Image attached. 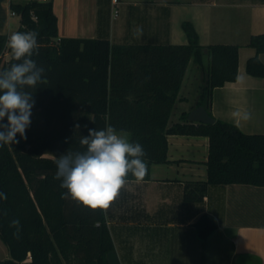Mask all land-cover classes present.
<instances>
[{"label": "trees", "instance_id": "trees-1", "mask_svg": "<svg viewBox=\"0 0 264 264\" xmlns=\"http://www.w3.org/2000/svg\"><path fill=\"white\" fill-rule=\"evenodd\" d=\"M11 9L20 15L17 31L39 33L38 54L31 58L45 73L42 84L27 89L35 100L27 139L17 134L19 143L0 147V192L7 195L0 199V239L10 254L0 264H114L105 210L62 198L67 190L54 179L56 159L68 151L86 150L80 140L89 129L111 125L117 133H128L129 142L142 144L148 165L142 181L151 180L153 164L169 162L168 136L187 135L209 139L203 191L207 185L264 187V135L245 134L215 119L211 111L214 90L237 81L240 46H203L188 20L182 23L186 45L118 46L106 39L61 38L52 1L19 2ZM6 41L0 35V49ZM249 46L257 52L246 71L263 78L259 55L264 54V34L252 36ZM15 62L13 55L8 65L0 61V70ZM191 62L203 73L195 108L203 105L216 121L192 123L185 115L183 123L170 126ZM126 180L137 181L131 174ZM13 219L20 221L18 233L10 226ZM194 226L201 239L217 229L208 215Z\"/></svg>", "mask_w": 264, "mask_h": 264}, {"label": "crops", "instance_id": "crops-1", "mask_svg": "<svg viewBox=\"0 0 264 264\" xmlns=\"http://www.w3.org/2000/svg\"><path fill=\"white\" fill-rule=\"evenodd\" d=\"M52 3L61 38L106 39L118 46L186 45L182 23L188 20L201 45L240 46L237 81L214 90L211 111L215 119L236 125L245 134L264 135V77L246 71L257 52L249 46L250 39L264 34V0H119L117 6L113 0ZM12 18L11 0H0V35L6 38ZM138 28L142 33L136 35ZM259 58L264 63V54ZM203 62L207 68L208 54ZM202 74L198 65L189 64L170 126L183 123L195 109ZM237 111L249 113L250 119L234 117ZM167 139L169 162L153 164L151 180H126L105 210L115 246L110 260L114 264H264V187L207 185L203 191L209 139L187 135ZM202 215L217 225L206 239L194 226Z\"/></svg>", "mask_w": 264, "mask_h": 264}, {"label": "clouds", "instance_id": "clouds-1", "mask_svg": "<svg viewBox=\"0 0 264 264\" xmlns=\"http://www.w3.org/2000/svg\"><path fill=\"white\" fill-rule=\"evenodd\" d=\"M141 33L142 29H136V35ZM38 35L35 30L17 31L8 38V47L17 62L0 70V147L19 143L17 134L27 139L26 130L31 124L35 104L33 93L27 89L42 84L45 73L44 67L31 58L34 53L38 54ZM233 116L250 119L247 112L241 115L237 111ZM5 119L7 123H3ZM80 144L86 150L68 151L55 161L54 179L60 180L59 186L67 190L62 194L64 199L70 198L91 210H107L119 196L129 174L137 181L147 175L143 145L129 142L111 125L89 129L88 135L81 137ZM0 199L6 200L7 195L0 192ZM10 226L18 233L20 221L13 219Z\"/></svg>", "mask_w": 264, "mask_h": 264}, {"label": "built area", "instance_id": "built-area-1", "mask_svg": "<svg viewBox=\"0 0 264 264\" xmlns=\"http://www.w3.org/2000/svg\"><path fill=\"white\" fill-rule=\"evenodd\" d=\"M33 1L47 3V2H51L52 0H11V5L15 3H19V2L24 3V2H33ZM118 4H119V0H113L114 6H117ZM11 16L12 17L18 16L20 18V15L14 12V10L12 9H11ZM34 19L37 20L36 17H34ZM8 38L3 48L0 49V61L6 65H8L12 57V52L10 51V48L8 47V44H7Z\"/></svg>", "mask_w": 264, "mask_h": 264}, {"label": "rangeland", "instance_id": "rangeland-1", "mask_svg": "<svg viewBox=\"0 0 264 264\" xmlns=\"http://www.w3.org/2000/svg\"><path fill=\"white\" fill-rule=\"evenodd\" d=\"M19 28H20V19L18 17L12 18L11 25H10V30H9V36L13 32H16ZM197 84L198 83H196V85ZM192 95H195V94H192ZM192 95L189 97L190 98V101H191L190 103L194 102V100H195V97L192 96ZM118 134H121V133H118ZM123 134L124 135H127V138L129 137V139H130V135L128 133H122L121 135H123ZM7 259H10L9 250H8L7 246L2 242V239H0V262H2V260L3 261H6Z\"/></svg>", "mask_w": 264, "mask_h": 264}, {"label": "water", "instance_id": "water-1", "mask_svg": "<svg viewBox=\"0 0 264 264\" xmlns=\"http://www.w3.org/2000/svg\"><path fill=\"white\" fill-rule=\"evenodd\" d=\"M188 119L191 122L203 123L208 125H213L216 121L213 117L209 115L208 111L203 105L193 109L189 113Z\"/></svg>", "mask_w": 264, "mask_h": 264}]
</instances>
